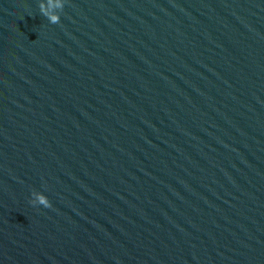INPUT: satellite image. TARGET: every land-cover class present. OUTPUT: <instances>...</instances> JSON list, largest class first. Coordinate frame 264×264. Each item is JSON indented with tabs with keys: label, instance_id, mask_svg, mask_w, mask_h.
<instances>
[{
	"label": "water",
	"instance_id": "obj_1",
	"mask_svg": "<svg viewBox=\"0 0 264 264\" xmlns=\"http://www.w3.org/2000/svg\"><path fill=\"white\" fill-rule=\"evenodd\" d=\"M6 1L173 263L264 264V0Z\"/></svg>",
	"mask_w": 264,
	"mask_h": 264
},
{
	"label": "clouds",
	"instance_id": "obj_2",
	"mask_svg": "<svg viewBox=\"0 0 264 264\" xmlns=\"http://www.w3.org/2000/svg\"><path fill=\"white\" fill-rule=\"evenodd\" d=\"M49 5L52 7H64V5H61L59 3L53 4V0H49ZM40 9H41V13L45 15L52 24H58L60 22V16L49 15V13L45 10L43 4L40 5ZM39 203L43 205L45 208L51 207L49 200L44 196L39 197Z\"/></svg>",
	"mask_w": 264,
	"mask_h": 264
}]
</instances>
